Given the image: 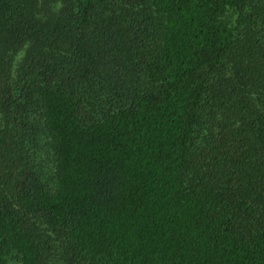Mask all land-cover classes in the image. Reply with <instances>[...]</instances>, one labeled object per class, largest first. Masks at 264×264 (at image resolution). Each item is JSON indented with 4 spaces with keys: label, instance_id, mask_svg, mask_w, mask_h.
<instances>
[{
    "label": "trees",
    "instance_id": "obj_1",
    "mask_svg": "<svg viewBox=\"0 0 264 264\" xmlns=\"http://www.w3.org/2000/svg\"><path fill=\"white\" fill-rule=\"evenodd\" d=\"M47 251L264 264V0H0V264Z\"/></svg>",
    "mask_w": 264,
    "mask_h": 264
},
{
    "label": "rangeland",
    "instance_id": "obj_2",
    "mask_svg": "<svg viewBox=\"0 0 264 264\" xmlns=\"http://www.w3.org/2000/svg\"><path fill=\"white\" fill-rule=\"evenodd\" d=\"M38 154L42 159V163L45 166L46 172L49 174L50 182L54 181V164H55V149L54 145L49 137L40 135V143ZM53 184V183H52ZM51 236V234H49ZM49 264H60V258L57 257L56 252L47 251Z\"/></svg>",
    "mask_w": 264,
    "mask_h": 264
}]
</instances>
